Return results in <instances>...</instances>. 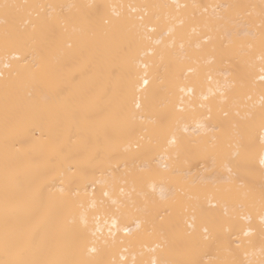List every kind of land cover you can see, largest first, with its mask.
Masks as SVG:
<instances>
[{
    "label": "bare ground",
    "instance_id": "1",
    "mask_svg": "<svg viewBox=\"0 0 264 264\" xmlns=\"http://www.w3.org/2000/svg\"><path fill=\"white\" fill-rule=\"evenodd\" d=\"M0 264H264V0H0Z\"/></svg>",
    "mask_w": 264,
    "mask_h": 264
},
{
    "label": "snow or ice",
    "instance_id": "2",
    "mask_svg": "<svg viewBox=\"0 0 264 264\" xmlns=\"http://www.w3.org/2000/svg\"><path fill=\"white\" fill-rule=\"evenodd\" d=\"M3 7H4L5 9H7V8L9 7V5L5 4V5H3ZM149 31H152V29H149ZM5 66L7 67V65H5Z\"/></svg>",
    "mask_w": 264,
    "mask_h": 264
}]
</instances>
